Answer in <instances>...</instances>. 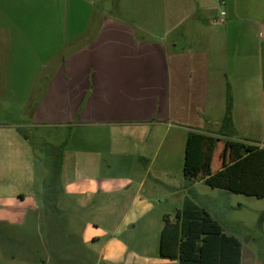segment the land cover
<instances>
[{"label": "crops", "instance_id": "crops-1", "mask_svg": "<svg viewBox=\"0 0 264 264\" xmlns=\"http://www.w3.org/2000/svg\"><path fill=\"white\" fill-rule=\"evenodd\" d=\"M228 86L235 134L222 136ZM29 124L64 147L50 189L59 212L90 213L80 241L41 225L50 197L18 132ZM191 133L209 139L193 179ZM233 142L264 147V0H0V237L19 225L44 251L47 235L68 241L28 264H179L160 256L164 217L231 162Z\"/></svg>", "mask_w": 264, "mask_h": 264}, {"label": "trees", "instance_id": "trees-1", "mask_svg": "<svg viewBox=\"0 0 264 264\" xmlns=\"http://www.w3.org/2000/svg\"><path fill=\"white\" fill-rule=\"evenodd\" d=\"M233 96L227 87L226 112L221 122L219 135L235 134L233 122ZM18 132L24 135L23 129ZM28 139V138H27ZM209 139L191 133L186 145L184 175L195 178L206 173L205 157ZM63 146L57 148V162L53 179L48 188L55 185L60 174ZM231 162L219 172L204 178V184L213 189L234 194L264 199V147H246L231 143ZM160 239V256L179 264H241L242 244L240 240L224 232L222 226L204 209L186 201L174 221L164 217Z\"/></svg>", "mask_w": 264, "mask_h": 264}, {"label": "rangeland", "instance_id": "rangeland-1", "mask_svg": "<svg viewBox=\"0 0 264 264\" xmlns=\"http://www.w3.org/2000/svg\"><path fill=\"white\" fill-rule=\"evenodd\" d=\"M29 125L23 128V132L33 143L35 155L33 173L36 176V188L38 192H42L44 185H48L54 178L52 176L53 169L57 162V145L48 144L46 141H48L47 137H53L57 132L52 127ZM51 141H53L51 143H55V139L52 138ZM48 189L49 192L46 195L50 198H48L47 211L44 212L45 216L41 222L42 227L69 229L74 234L73 241H80L83 230L92 223L90 213L77 210L74 207L67 208L66 212H59L57 205L59 207L60 205L53 199L55 191ZM190 199L201 209H207L222 225L226 233L241 240L245 264H249L253 258L247 249H250L255 255L253 264H264V199L213 189L204 184L194 187ZM160 200L166 201V198L162 196ZM17 226L19 225L13 228L16 232V241H6L0 237V264H28L38 254L41 258H54L55 251H57L52 246L54 239L62 240V248L68 244L64 236L50 234L47 235L48 244L44 251L40 246L39 237L24 235L21 233L22 228ZM67 252L70 253L69 250ZM64 255H66L65 252ZM59 260L57 262L53 259L52 264H60L62 261L59 262Z\"/></svg>", "mask_w": 264, "mask_h": 264}, {"label": "built area", "instance_id": "built-area-1", "mask_svg": "<svg viewBox=\"0 0 264 264\" xmlns=\"http://www.w3.org/2000/svg\"><path fill=\"white\" fill-rule=\"evenodd\" d=\"M222 14L224 15L225 13L223 12Z\"/></svg>", "mask_w": 264, "mask_h": 264}]
</instances>
